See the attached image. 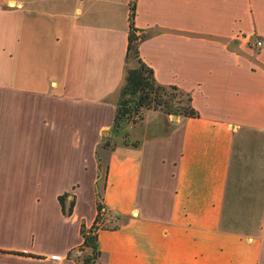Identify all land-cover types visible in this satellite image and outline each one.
Segmentation results:
<instances>
[{"label":"crops","instance_id":"crops-1","mask_svg":"<svg viewBox=\"0 0 264 264\" xmlns=\"http://www.w3.org/2000/svg\"><path fill=\"white\" fill-rule=\"evenodd\" d=\"M131 2L0 0V264H76L99 156L125 219L96 264H264V0H136L142 60L200 116L150 112L126 141Z\"/></svg>","mask_w":264,"mask_h":264},{"label":"trees","instance_id":"trees-1","mask_svg":"<svg viewBox=\"0 0 264 264\" xmlns=\"http://www.w3.org/2000/svg\"><path fill=\"white\" fill-rule=\"evenodd\" d=\"M135 17L136 0H132L125 79L120 89L112 129L113 133L122 135L126 141H129L130 136L126 129L140 125L147 111H161L168 117L198 118L200 116L193 107L190 94L179 87L158 83L154 71L142 60L140 46L151 37V34L136 28ZM111 147V142L102 146L106 149ZM99 161L101 174L97 184V217L91 227L85 224L81 227L83 244L78 251L88 253L82 264L98 263L102 257L99 244L100 232L119 230L125 219L112 212L104 203L103 190L106 186L108 167L101 156H99ZM68 197V195H63L59 198L62 212L66 217L72 216L75 208V202L68 201ZM72 256L73 252H70L69 259H72Z\"/></svg>","mask_w":264,"mask_h":264},{"label":"rangeland","instance_id":"rangeland-1","mask_svg":"<svg viewBox=\"0 0 264 264\" xmlns=\"http://www.w3.org/2000/svg\"><path fill=\"white\" fill-rule=\"evenodd\" d=\"M150 112H158L157 110L155 111V110H150V111H147L145 114H144V120H143V122L140 124V125H138V126H136V127H140V126H142V125H144V122H145V120H146V118H147V115L150 113ZM159 112H161V111H159ZM173 117V116H172ZM247 176H248V174H247ZM238 197V196H237ZM239 200H240V196H239ZM238 206V205H237ZM239 207V206H238ZM237 208V207H236ZM238 210V209H237ZM80 248V247H79ZM79 248H77L76 249V251H73V256H72V259L75 261V263L76 264H82V261H83V259H84V257L88 254L87 252H80V251H78V249Z\"/></svg>","mask_w":264,"mask_h":264},{"label":"built area","instance_id":"built-area-1","mask_svg":"<svg viewBox=\"0 0 264 264\" xmlns=\"http://www.w3.org/2000/svg\"><path fill=\"white\" fill-rule=\"evenodd\" d=\"M254 46L257 49H263L264 48V39H258L255 41Z\"/></svg>","mask_w":264,"mask_h":264},{"label":"water","instance_id":"water-1","mask_svg":"<svg viewBox=\"0 0 264 264\" xmlns=\"http://www.w3.org/2000/svg\"><path fill=\"white\" fill-rule=\"evenodd\" d=\"M173 118H174L175 120H177L178 117H177V116H173ZM127 129H129V127H128Z\"/></svg>","mask_w":264,"mask_h":264}]
</instances>
